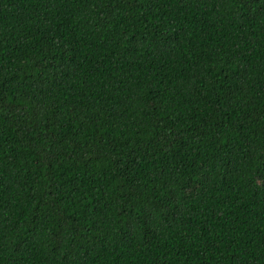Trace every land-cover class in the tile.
Returning <instances> with one entry per match:
<instances>
[{
    "label": "trees",
    "instance_id": "1",
    "mask_svg": "<svg viewBox=\"0 0 264 264\" xmlns=\"http://www.w3.org/2000/svg\"><path fill=\"white\" fill-rule=\"evenodd\" d=\"M0 264H264V0H0Z\"/></svg>",
    "mask_w": 264,
    "mask_h": 264
}]
</instances>
